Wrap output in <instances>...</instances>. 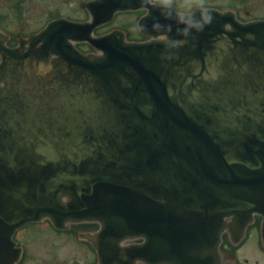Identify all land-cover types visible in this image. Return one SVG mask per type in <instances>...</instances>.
I'll return each mask as SVG.
<instances>
[{"label":"water","instance_id":"water-1","mask_svg":"<svg viewBox=\"0 0 264 264\" xmlns=\"http://www.w3.org/2000/svg\"><path fill=\"white\" fill-rule=\"evenodd\" d=\"M6 46L0 31V264L28 223L83 235L98 264H224L254 214L264 246V20L89 0ZM145 9L149 39L94 30ZM94 51L81 53L75 44ZM140 243L123 245L125 241Z\"/></svg>","mask_w":264,"mask_h":264},{"label":"rangeland","instance_id":"rangeland-1","mask_svg":"<svg viewBox=\"0 0 264 264\" xmlns=\"http://www.w3.org/2000/svg\"><path fill=\"white\" fill-rule=\"evenodd\" d=\"M64 3V0H56L54 6H47L45 14L68 15L71 18H83L84 15L79 8L81 0H71ZM166 4H173L179 11L190 10L193 3L200 1L203 6L228 8V5L239 7L238 14L243 19L262 18L264 19V0H152ZM238 1V2H237ZM37 0H27V10L19 13L11 9L9 11V21L3 27L7 32L27 33L36 30L39 24L35 14ZM242 5V7H241ZM47 16V15H46ZM45 20V16H44ZM137 13H122L107 26L99 28L97 34L110 31L114 28L124 29L129 33V37L138 39L140 36L136 30ZM85 49V47H82ZM252 228V227H251ZM251 229L246 239L234 247H227L225 256H230L231 264H264V247L259 243L258 229ZM75 230V227H74ZM16 239L25 249V257L21 264H89L95 261L94 251L87 245L75 240L73 235L67 231L56 232L51 229L48 222L36 224L34 226L20 230L15 235ZM227 260V259H226ZM94 264V263H93Z\"/></svg>","mask_w":264,"mask_h":264},{"label":"flooded vegetation","instance_id":"flooded-vegetation-1","mask_svg":"<svg viewBox=\"0 0 264 264\" xmlns=\"http://www.w3.org/2000/svg\"><path fill=\"white\" fill-rule=\"evenodd\" d=\"M55 1L56 0H37L36 7H35V14L34 15L36 16L37 21H39V24L41 22H43V23L34 32H36L39 29H41L48 21H50L52 19H56V18H59V17H62V16L69 17L68 15H64V14L63 15L46 14L47 16L44 15L45 12H46V10H49V9H47V6L48 5L54 6L55 5ZM68 1L72 3L71 0H64V3H68ZM83 1H85V0H81L79 2V8H80V4ZM26 4H27V0H0V27L3 28L8 23V21H9V11L11 9L16 10L18 13L22 9L21 10V15L23 16V13L22 12H24V11L27 10ZM80 10L82 11L84 17L83 18H79V19H86L87 18L86 12L84 11V9H80ZM44 16H45V20H44ZM18 33H15V34L17 35ZM21 33L22 32H20L19 34H21ZM30 33H32V32H30ZM30 33H27V34H30ZM13 36H15V35H13ZM8 43H9L10 46H14L15 45L14 37H12ZM74 227H75V230H74ZM96 229H97V227L95 225H78V226H72V227H70L67 230V233L69 235H73L76 241L81 242V243H85L83 240H79L78 238L81 235H83V233H85V232H91V231H94ZM24 254H25V249L23 247L22 257L24 256ZM94 257H95V255H94ZM23 259L24 258H22V260ZM22 260H21V262H22ZM21 262L19 264H21ZM75 264H79V263H76L75 262ZM89 264H92V263H89Z\"/></svg>","mask_w":264,"mask_h":264},{"label":"bare ground","instance_id":"bare-ground-1","mask_svg":"<svg viewBox=\"0 0 264 264\" xmlns=\"http://www.w3.org/2000/svg\"><path fill=\"white\" fill-rule=\"evenodd\" d=\"M92 235H94V234H92ZM127 242V244H128V241H126ZM123 245H125V243H122Z\"/></svg>","mask_w":264,"mask_h":264}]
</instances>
